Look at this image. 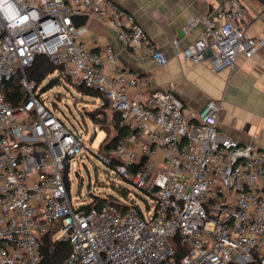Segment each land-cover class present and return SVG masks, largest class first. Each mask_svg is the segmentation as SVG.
Wrapping results in <instances>:
<instances>
[{"label":"built area","instance_id":"2783aa9c","mask_svg":"<svg viewBox=\"0 0 264 264\" xmlns=\"http://www.w3.org/2000/svg\"><path fill=\"white\" fill-rule=\"evenodd\" d=\"M9 2L26 19L13 25L0 12V264H264V149L219 134L222 102L186 115L173 91H152L120 68L113 45L93 48L91 22L114 30L126 50L168 63L113 0ZM76 16H87L86 24L77 27ZM198 23L204 30L191 45L171 41L185 62L233 71L240 54L264 47L248 33L242 0L221 3L213 19L194 17L189 27ZM40 56L58 77L101 93L119 115L126 134L98 157L142 190L146 211L133 195L127 210L94 199L73 204L68 172L87 146L28 75Z\"/></svg>","mask_w":264,"mask_h":264},{"label":"crops","instance_id":"0c3cea01","mask_svg":"<svg viewBox=\"0 0 264 264\" xmlns=\"http://www.w3.org/2000/svg\"><path fill=\"white\" fill-rule=\"evenodd\" d=\"M135 16L151 40L168 58L165 66L150 57L126 50L116 32L91 22L90 43L97 50L111 44L119 67L147 79L152 91H173L186 115L201 110L209 101H221L218 132L242 145L264 149V47L252 57L238 56L233 71L215 72L208 60L185 62L171 41L182 47L195 42L204 25L189 27L194 17L214 18L217 7L227 0H113ZM246 9L248 33L264 38V10L254 0H242ZM135 96V92L131 93Z\"/></svg>","mask_w":264,"mask_h":264},{"label":"rangeland","instance_id":"374dc122","mask_svg":"<svg viewBox=\"0 0 264 264\" xmlns=\"http://www.w3.org/2000/svg\"><path fill=\"white\" fill-rule=\"evenodd\" d=\"M254 1L261 10H264V7L260 3L256 0ZM56 76L57 73L50 74L42 83H38L39 86L37 91L40 92L42 88ZM43 94L50 108L55 109L59 118L66 123L72 131H78L83 134V141L87 146L81 157L73 160L70 171L68 172L69 191L73 204L77 207L88 203L91 200L89 197L90 193L96 196H106L115 194L112 186H127L130 188L131 195H133L137 203L146 211L145 200L150 202V199L146 198L142 190L138 189L133 184L128 185L117 175L113 168L103 163L98 157L100 144L105 133L103 131L95 133L94 123L88 118H86L84 122L81 117V113L87 114L88 112H92L95 108L99 107L102 102H99L96 98L80 93L75 86L66 81L54 86ZM55 95H58L60 99L54 100ZM53 101L57 106L53 104ZM112 114L113 112L108 108L106 113V128L107 131H109L110 139H112L115 134L111 127ZM108 142L109 140L106 141V143Z\"/></svg>","mask_w":264,"mask_h":264},{"label":"trees","instance_id":"16d2710c","mask_svg":"<svg viewBox=\"0 0 264 264\" xmlns=\"http://www.w3.org/2000/svg\"><path fill=\"white\" fill-rule=\"evenodd\" d=\"M59 70L60 69L57 68L56 66H54L48 58L40 56V57H37L33 67L28 70V75L30 76V78L36 80L37 83H42V81L45 80L50 74L56 73V71H59ZM65 81L68 82L69 84H71L68 79H62V78L56 76L55 78L50 80L45 87L42 88L41 92L44 93L46 91H49L54 86H56L62 82H65ZM71 85H73V84H71ZM73 86H75V85H73ZM75 87L80 93H82L84 95H88L92 98H96L99 100V102H102L101 105L99 107L95 108V110H93L92 112H88L87 114L81 113V117H82L84 122H85V119L88 118L94 124H99L100 131H103L105 133V136H104V138L100 144V149H102L103 146L105 145V151H107L109 153L113 152L116 148L118 140L121 137L125 136V134H126V131L119 127V120H120L119 115L116 113H113L111 116V124H112L111 127L114 130L115 134H114L113 138L110 139L109 138V135H110L109 131H107V128H106V124H107L106 123V121H107L106 113H107V109L110 108V102L101 93H99L97 91L90 90V89H87L84 87H78V86H75ZM11 88H14L13 82L11 83ZM15 96H16V99L13 97V99H10V100L13 102L17 101L18 94L15 93ZM55 99H60V97L58 95H55L54 100ZM53 104L55 106H57V104L54 101H53ZM104 129H106V130H104ZM93 138H94V136H93ZM108 140H109V142L106 143V141H108ZM114 162L116 163L117 161L114 160ZM110 167L114 169L113 166H110ZM122 179L128 185L132 184V182L130 180H126L124 178H122ZM67 187H68V190H70L69 182L67 183ZM112 187H113V190L115 191V194H109L106 196H97L94 200H91L92 201L91 204L96 203L98 207L110 204V205H115V206L119 207L121 210H127V209L131 208L132 205H131L130 200H129L130 196H131L130 188L127 186H120V187L112 186ZM176 249H177V259L179 260L181 257H183L184 251L179 245H176Z\"/></svg>","mask_w":264,"mask_h":264},{"label":"clouds","instance_id":"9594fccd","mask_svg":"<svg viewBox=\"0 0 264 264\" xmlns=\"http://www.w3.org/2000/svg\"><path fill=\"white\" fill-rule=\"evenodd\" d=\"M0 12H3L5 19L13 25L22 23L26 19L19 16V13L14 10L9 0H0Z\"/></svg>","mask_w":264,"mask_h":264},{"label":"water","instance_id":"95a60500","mask_svg":"<svg viewBox=\"0 0 264 264\" xmlns=\"http://www.w3.org/2000/svg\"><path fill=\"white\" fill-rule=\"evenodd\" d=\"M256 1L264 7V0H256ZM87 20H88L87 16H76L73 18V23L78 27V26L86 24ZM89 197L91 199H95L97 196L90 193Z\"/></svg>","mask_w":264,"mask_h":264}]
</instances>
